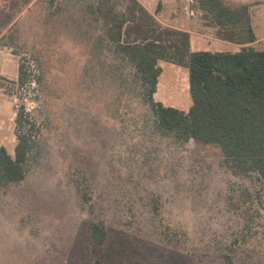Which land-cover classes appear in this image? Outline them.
Wrapping results in <instances>:
<instances>
[{
	"label": "rangeland",
	"instance_id": "rangeland-1",
	"mask_svg": "<svg viewBox=\"0 0 264 264\" xmlns=\"http://www.w3.org/2000/svg\"><path fill=\"white\" fill-rule=\"evenodd\" d=\"M98 1L0 0V147L24 106L36 137L0 186V264H264V176L159 128ZM162 62L160 93L190 108L188 69Z\"/></svg>",
	"mask_w": 264,
	"mask_h": 264
},
{
	"label": "trees",
	"instance_id": "trees-1",
	"mask_svg": "<svg viewBox=\"0 0 264 264\" xmlns=\"http://www.w3.org/2000/svg\"><path fill=\"white\" fill-rule=\"evenodd\" d=\"M127 1L121 10L119 0H99L93 11L103 21L115 50L135 68L159 128L182 140L216 143L236 171H257L264 176V49L251 45L257 38L249 6L231 5L225 0H196L219 26L217 34L241 48L194 51L189 32L163 26L139 0ZM133 31L136 35L131 38ZM161 60L188 68L192 98L188 111L155 99L163 72ZM27 77L25 63L21 62L19 80L25 83ZM26 109L24 106L18 110L15 118L14 153L4 145L0 147V186L26 177L36 142L34 124ZM91 236L101 242L106 231L94 223Z\"/></svg>",
	"mask_w": 264,
	"mask_h": 264
},
{
	"label": "crops",
	"instance_id": "crops-1",
	"mask_svg": "<svg viewBox=\"0 0 264 264\" xmlns=\"http://www.w3.org/2000/svg\"><path fill=\"white\" fill-rule=\"evenodd\" d=\"M231 5H248L251 12V20L256 40L251 43L253 46L264 44V0H225ZM139 2L163 25L189 32L191 49L198 50H229L237 51L241 45L221 38L217 32L219 26L201 9L196 0H139ZM257 48V47H256ZM258 49V48H257ZM161 60L163 72L159 77L157 91L154 94L156 100L162 101L167 106L177 107L178 103H170L166 94L160 93V84L164 75V65ZM178 67L186 68L171 62ZM189 72V71H188ZM167 86L165 93L169 91ZM190 89V85H189ZM159 95V98H157ZM179 108V107H178ZM181 109V108H180ZM189 110V108H186ZM184 109V110H186Z\"/></svg>",
	"mask_w": 264,
	"mask_h": 264
}]
</instances>
